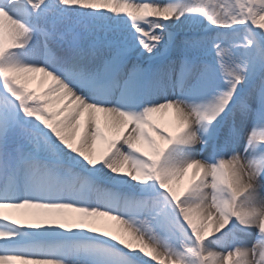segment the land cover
Instances as JSON below:
<instances>
[{"label": "snow or ice", "instance_id": "6c2138e0", "mask_svg": "<svg viewBox=\"0 0 264 264\" xmlns=\"http://www.w3.org/2000/svg\"><path fill=\"white\" fill-rule=\"evenodd\" d=\"M0 264H264V0H0Z\"/></svg>", "mask_w": 264, "mask_h": 264}, {"label": "bare ground", "instance_id": "6f19581e", "mask_svg": "<svg viewBox=\"0 0 264 264\" xmlns=\"http://www.w3.org/2000/svg\"><path fill=\"white\" fill-rule=\"evenodd\" d=\"M28 86L39 90L40 85L38 79L30 81ZM110 223H114V222H110Z\"/></svg>", "mask_w": 264, "mask_h": 264}]
</instances>
